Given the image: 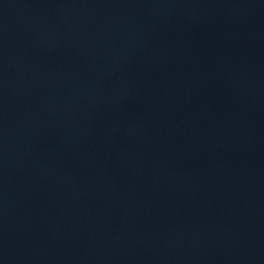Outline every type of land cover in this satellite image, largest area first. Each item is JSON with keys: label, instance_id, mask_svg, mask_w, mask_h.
<instances>
[{"label": "water", "instance_id": "1", "mask_svg": "<svg viewBox=\"0 0 264 264\" xmlns=\"http://www.w3.org/2000/svg\"><path fill=\"white\" fill-rule=\"evenodd\" d=\"M0 264H264V0H0Z\"/></svg>", "mask_w": 264, "mask_h": 264}]
</instances>
